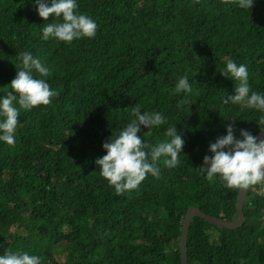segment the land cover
I'll return each instance as SVG.
<instances>
[{
  "label": "trees",
  "instance_id": "trees-1",
  "mask_svg": "<svg viewBox=\"0 0 264 264\" xmlns=\"http://www.w3.org/2000/svg\"><path fill=\"white\" fill-rule=\"evenodd\" d=\"M77 4L98 29L69 44L42 39L43 26L58 21H44L35 0H0V100L12 91L22 52L50 69L47 77L33 75L58 92L48 106L20 110L14 146L0 141V255L27 252L41 264H181L190 208L238 217L239 189L218 176L208 181L201 167L229 124L237 139L242 129L253 136L264 130V112L224 103L238 82L220 74L228 59L246 65L251 90L264 94V0L251 9L223 0ZM184 76L192 92L176 93ZM137 105L167 120L141 126L144 142L171 139L165 131L174 125L184 146L177 167H165L161 157L158 179L148 174L117 195L96 160L106 155L103 143L135 119ZM257 186L248 191L241 228L193 219L188 264H264V193Z\"/></svg>",
  "mask_w": 264,
  "mask_h": 264
},
{
  "label": "clouds",
  "instance_id": "clouds-1",
  "mask_svg": "<svg viewBox=\"0 0 264 264\" xmlns=\"http://www.w3.org/2000/svg\"><path fill=\"white\" fill-rule=\"evenodd\" d=\"M223 2L235 3L241 9H251L254 0ZM35 3L38 14L44 21L50 17L58 21L43 26V40L53 38L71 44L74 40L96 36L98 24L78 11L77 0H51V6L47 0H35ZM19 57L22 60V69L17 71L16 77L10 83L12 91L0 100V141L9 146L16 143L15 134L19 126L20 110L31 111L39 106H48L58 95L43 78L33 75L35 71L39 77L49 76L48 67L34 58L31 52L19 53ZM220 74L238 82L235 84V94L228 95L224 100L225 104L231 102L264 112V94L251 90L246 65H237L228 59L226 68ZM175 92H192V85L187 76L179 79ZM16 104L19 107H16ZM132 114L135 119L122 129L116 138H110L103 143L106 155L96 160L101 176L109 181L117 195L137 189L148 174L158 179V162L161 157H165V167H177L184 146V141L177 134L174 125L165 131L166 137L171 139L155 145L144 142L138 135L141 126L147 129L158 128L166 124L167 120L160 112L141 113L139 105L132 108ZM234 130V126L229 124L227 135L210 144L209 151L213 155L204 157L201 171L206 172V179L210 182L218 176L228 189L248 190L258 185L259 193L263 194L264 185L260 184H264V139L258 141L256 136L243 129L240 131L241 138L237 139ZM41 259L27 252L6 251L0 255V264H41Z\"/></svg>",
  "mask_w": 264,
  "mask_h": 264
},
{
  "label": "water",
  "instance_id": "water-1",
  "mask_svg": "<svg viewBox=\"0 0 264 264\" xmlns=\"http://www.w3.org/2000/svg\"><path fill=\"white\" fill-rule=\"evenodd\" d=\"M258 141L264 139V130H262L257 136ZM248 190H239L236 202V208L238 217L236 220L229 221L226 219L210 216L202 212L199 208H190L183 220L182 231L179 242V249L181 254V264H188V238L190 232V226L194 218L199 217L205 220L207 223L214 225L220 229L236 230L241 228L245 221L244 206L248 195Z\"/></svg>",
  "mask_w": 264,
  "mask_h": 264
},
{
  "label": "rangeland",
  "instance_id": "rangeland-1",
  "mask_svg": "<svg viewBox=\"0 0 264 264\" xmlns=\"http://www.w3.org/2000/svg\"><path fill=\"white\" fill-rule=\"evenodd\" d=\"M252 189H253V187H252V188H250V190H252ZM13 230H14V229H13ZM13 230H12V231H13Z\"/></svg>",
  "mask_w": 264,
  "mask_h": 264
},
{
  "label": "built area",
  "instance_id": "built-area-1",
  "mask_svg": "<svg viewBox=\"0 0 264 264\" xmlns=\"http://www.w3.org/2000/svg\"><path fill=\"white\" fill-rule=\"evenodd\" d=\"M262 185H264V184H260V186H262Z\"/></svg>",
  "mask_w": 264,
  "mask_h": 264
}]
</instances>
